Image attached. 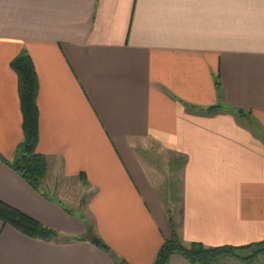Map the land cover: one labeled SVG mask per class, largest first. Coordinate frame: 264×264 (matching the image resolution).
<instances>
[{
	"label": "crops",
	"instance_id": "obj_1",
	"mask_svg": "<svg viewBox=\"0 0 264 264\" xmlns=\"http://www.w3.org/2000/svg\"><path fill=\"white\" fill-rule=\"evenodd\" d=\"M20 54L49 198L8 163ZM0 200L60 234L0 220V264H151L172 233L264 240V0H0Z\"/></svg>",
	"mask_w": 264,
	"mask_h": 264
},
{
	"label": "trees",
	"instance_id": "obj_2",
	"mask_svg": "<svg viewBox=\"0 0 264 264\" xmlns=\"http://www.w3.org/2000/svg\"><path fill=\"white\" fill-rule=\"evenodd\" d=\"M11 66L18 76V91L20 108L22 113L23 138L16 147L14 157L6 161L17 171L33 188L39 190L49 198L48 193L42 188V183L47 170L46 156L37 150L38 144V107L36 103L37 76L32 61L27 54H20L12 59ZM192 110H200L199 106L186 104ZM216 106H209L205 110H214ZM241 113L242 110H239ZM84 178L83 176H81ZM58 203L62 202L58 199ZM65 207V206H64ZM67 211L69 208L65 207ZM0 220L9 224L20 232L42 239H57L60 237L58 231L43 225L35 218L21 210L0 200ZM87 230L92 232L91 224L87 223ZM97 245L105 251L114 255L112 250L98 236ZM70 238V237H69ZM73 238V237H72ZM178 253L189 260L192 264H218L222 258L234 257L244 264H259L264 260L256 259L264 255V240L242 245L223 244L216 246H205L199 241H193L185 245L176 233L161 243L156 257L151 264H167L170 256ZM118 264H124L119 258Z\"/></svg>",
	"mask_w": 264,
	"mask_h": 264
},
{
	"label": "rangeland",
	"instance_id": "obj_3",
	"mask_svg": "<svg viewBox=\"0 0 264 264\" xmlns=\"http://www.w3.org/2000/svg\"><path fill=\"white\" fill-rule=\"evenodd\" d=\"M43 188V187H42ZM86 218V217H85ZM261 260H264V255H261L259 256L256 261H261ZM228 262H232V263H237V264H240L242 263L239 259H236L234 257H225V258H222L221 261L218 263V264H227ZM243 264V263H242Z\"/></svg>",
	"mask_w": 264,
	"mask_h": 264
},
{
	"label": "water",
	"instance_id": "obj_4",
	"mask_svg": "<svg viewBox=\"0 0 264 264\" xmlns=\"http://www.w3.org/2000/svg\"><path fill=\"white\" fill-rule=\"evenodd\" d=\"M91 240H92V242H94V243H96V244H97L98 241H99L98 238H96V237L91 238Z\"/></svg>",
	"mask_w": 264,
	"mask_h": 264
}]
</instances>
